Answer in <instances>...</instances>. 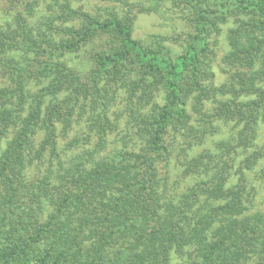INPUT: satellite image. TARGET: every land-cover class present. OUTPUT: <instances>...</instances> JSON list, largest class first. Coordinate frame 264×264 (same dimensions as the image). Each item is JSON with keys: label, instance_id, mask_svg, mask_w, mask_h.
I'll return each mask as SVG.
<instances>
[{"label": "trees", "instance_id": "16d2710c", "mask_svg": "<svg viewBox=\"0 0 264 264\" xmlns=\"http://www.w3.org/2000/svg\"><path fill=\"white\" fill-rule=\"evenodd\" d=\"M112 1L121 12L107 19L68 6V16L83 25L69 29L61 42L31 36L21 18L17 27L0 25V64L15 79L14 88L0 89V264H169L172 248L193 245L190 264H239L244 253L248 264H264V213L244 208L245 185H228L227 163L176 203L164 201L159 183V157L172 150L169 131L190 120L192 100L210 101V117L234 121L239 146L257 153L264 121V0H172L195 25L188 48L177 55L159 41L146 46L136 39L129 4ZM97 32H112L119 45L97 56L85 83L60 57ZM221 42L229 77L212 86L207 61ZM17 51L39 56L36 67L27 64L37 91L29 87V67L15 57ZM123 89L130 101L127 135L136 141L73 162L53 188L38 182L34 205L26 204L22 192L29 188L38 131H47L43 148L56 145L58 124L71 125L81 108L88 119L102 120L97 128L106 132L108 113ZM202 162L196 157L187 169L198 170ZM205 193L206 204L192 214ZM220 218L219 234L210 239Z\"/></svg>", "mask_w": 264, "mask_h": 264}, {"label": "rangeland", "instance_id": "374dc122", "mask_svg": "<svg viewBox=\"0 0 264 264\" xmlns=\"http://www.w3.org/2000/svg\"><path fill=\"white\" fill-rule=\"evenodd\" d=\"M126 3L129 5L125 7L130 9L134 16L133 29L136 39L146 46L159 41L169 47L175 55L186 51L190 36L195 33V25L183 6L174 4L172 0H126ZM119 4L112 0H0V25L17 27L21 18L26 21L27 32L31 36L34 35L42 41L61 42L62 39L70 37L69 29H78L83 25L81 18L68 16V6L107 19L114 13L121 12ZM223 42L221 49H214L215 54L212 53L210 60L207 61L208 83L212 86L222 85L229 77V72L222 62L226 48V43ZM117 45L119 40L112 32H97L79 50L68 52L60 59L78 73L83 82L89 83L91 74L97 67V56L108 53ZM14 55L25 63L27 68L29 67L26 74L30 75L29 87L33 92L37 91L40 86L32 75L34 70L27 64L36 67L39 56L31 52L29 57H24L21 51L15 52ZM28 58L31 59L27 60ZM41 58L44 57L40 56ZM14 87L13 74L9 68L5 69L0 64V89ZM67 95L68 93H64L62 96ZM128 96L125 89L116 95L115 103L108 113L109 120L105 123L106 132L102 133L97 128V123L102 120L96 116L88 119L83 109L78 107L71 125L64 122L58 124L59 135L56 145L43 148L47 131L46 129L38 131L36 145L31 154L29 188L22 192L26 204L34 205L32 197L35 196L34 187L38 182H41L43 187L49 188L51 185L53 188L62 180L67 167L73 165V162L83 163L86 162L85 157L91 153L96 157L102 156L109 153L113 146L118 148L127 141L129 144L136 141L134 135H127L130 121ZM160 99V94H157L156 101L159 102ZM210 104L209 101L200 105L196 100H192L188 109L190 120L184 127L174 126L169 131L167 143L171 144L172 150L169 154L159 157V183L164 201L175 200L176 203L184 194L189 193L192 187L209 181L214 169L218 167V171L221 172L222 165L227 163L231 167L228 185L237 183L245 185L244 208L253 213L258 211L264 213V121L259 125L257 153L254 155L253 149L245 150L239 146L236 136L240 127L234 121L210 117ZM97 113L96 111L94 115ZM200 156L203 157L201 167L189 171L188 162ZM254 160L255 164L252 163ZM207 188L209 190V185ZM3 191L4 188L0 186V194ZM208 195L205 193L197 200L192 214L201 211L200 208L206 204ZM209 202L212 205L213 200ZM50 208L51 206L45 210L42 221L49 216ZM221 219L214 222L209 233L210 239L219 234ZM193 246L185 248L184 251L172 248L169 264H190ZM248 262L247 253H244L239 259V264Z\"/></svg>", "mask_w": 264, "mask_h": 264}]
</instances>
